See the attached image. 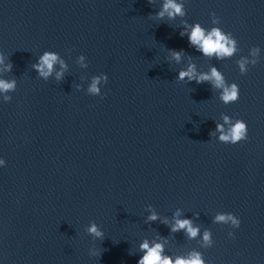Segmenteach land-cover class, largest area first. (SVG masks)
I'll return each mask as SVG.
<instances>
[{
	"label": "water",
	"instance_id": "water-1",
	"mask_svg": "<svg viewBox=\"0 0 264 264\" xmlns=\"http://www.w3.org/2000/svg\"><path fill=\"white\" fill-rule=\"evenodd\" d=\"M163 2L0 0V50L13 63L2 75L17 80L0 102V264H136L143 239L164 237L173 256L264 264V0H183L184 16H150ZM212 11L238 41L231 58L205 57L179 34L183 21L211 27ZM254 45L262 58L241 74L236 61ZM169 49H184L179 62ZM44 50L67 62L63 79L58 66L47 81L33 69ZM189 63L215 64L239 99L224 104L208 82L177 80ZM100 72L103 95L87 94ZM225 114L247 122V140L215 138ZM149 209L169 221L180 209L211 229L213 245L147 221ZM217 211L240 217L235 238L212 222ZM92 220L102 240L84 231Z\"/></svg>",
	"mask_w": 264,
	"mask_h": 264
},
{
	"label": "clouds",
	"instance_id": "clouds-1",
	"mask_svg": "<svg viewBox=\"0 0 264 264\" xmlns=\"http://www.w3.org/2000/svg\"><path fill=\"white\" fill-rule=\"evenodd\" d=\"M151 3V0H149ZM160 19L167 16L175 18L176 16L186 15L183 0H164L161 8L153 13ZM211 17V27H204L200 22L189 24L183 21L184 27L180 31L182 37L186 36L189 46L193 47L196 52L209 58L216 60H224L233 57L240 49L238 41L231 32H226L220 26V18L214 11L209 13ZM171 56L177 62L180 61L184 49H169ZM261 48L259 45L251 46L248 54L241 56L237 61V66L241 74L247 73L249 66L256 65L261 60ZM77 62L82 67H87V57L81 53L77 57ZM54 66H58L55 70V79L57 81L63 79L64 72L68 68V64L59 52L54 50H44L36 58L32 64L37 75L47 81L53 75ZM13 63L4 51L0 50V102H9L12 100L11 93L16 90L17 80L15 78L8 79L2 74L10 72ZM177 80H187V82L195 81L197 84L208 82L212 88L219 90V100L224 104L236 102L239 99L240 89L236 82H229L224 74L213 64L207 71H199L195 63H189L186 68L179 69L176 76ZM108 82V74L100 72L91 78L86 93L90 95L102 96V88ZM79 87V85H77ZM214 132L219 134L215 136L220 142L236 144L242 140L248 139L247 122L242 118H236L225 114L223 121L216 124ZM7 161L0 156V168L6 166ZM193 215L198 216L199 213ZM147 221L160 220L161 223L169 225V231L172 233L183 230L189 239L200 237L201 247H211L214 243L212 231L205 228L201 231L198 224H194L191 217H181V210L177 209L173 213L171 221L167 217L161 218L159 213L149 209L146 217ZM213 223L229 225L227 236L235 238L236 229L240 226V217L230 211H217L212 216ZM92 238L103 239L105 233L103 229L94 221H89L84 229ZM159 236V234H157ZM166 237L162 239L149 240L143 239L139 244L140 255L136 264H210L206 261L200 250L193 249L186 255H170L165 252ZM88 254L100 255V250L93 246L89 247Z\"/></svg>",
	"mask_w": 264,
	"mask_h": 264
}]
</instances>
